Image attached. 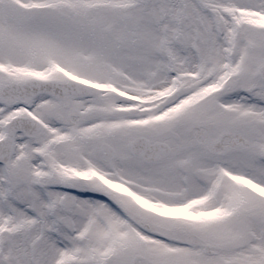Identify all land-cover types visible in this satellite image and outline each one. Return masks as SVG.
<instances>
[{"label":"snow or ice","instance_id":"6c2138e0","mask_svg":"<svg viewBox=\"0 0 264 264\" xmlns=\"http://www.w3.org/2000/svg\"><path fill=\"white\" fill-rule=\"evenodd\" d=\"M0 264H264V0H0Z\"/></svg>","mask_w":264,"mask_h":264}]
</instances>
